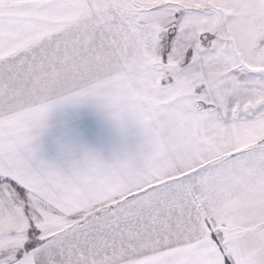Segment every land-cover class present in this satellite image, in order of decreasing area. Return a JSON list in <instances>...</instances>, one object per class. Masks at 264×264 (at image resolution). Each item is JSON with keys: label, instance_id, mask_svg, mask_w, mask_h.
Returning <instances> with one entry per match:
<instances>
[{"label": "snow or ice", "instance_id": "6c2138e0", "mask_svg": "<svg viewBox=\"0 0 264 264\" xmlns=\"http://www.w3.org/2000/svg\"><path fill=\"white\" fill-rule=\"evenodd\" d=\"M0 264H264V0H0Z\"/></svg>", "mask_w": 264, "mask_h": 264}, {"label": "crops", "instance_id": "0c3cea01", "mask_svg": "<svg viewBox=\"0 0 264 264\" xmlns=\"http://www.w3.org/2000/svg\"><path fill=\"white\" fill-rule=\"evenodd\" d=\"M66 122L72 126H75V121L71 120V118L68 117L65 113L58 112L53 115L52 126L44 137V145L48 151L53 149L52 141L56 135L60 134Z\"/></svg>", "mask_w": 264, "mask_h": 264}, {"label": "rangeland", "instance_id": "374dc122", "mask_svg": "<svg viewBox=\"0 0 264 264\" xmlns=\"http://www.w3.org/2000/svg\"><path fill=\"white\" fill-rule=\"evenodd\" d=\"M50 146H51V144H50ZM52 150H53V149H52ZM52 150H49V151H48V152H49V154H51Z\"/></svg>", "mask_w": 264, "mask_h": 264}]
</instances>
